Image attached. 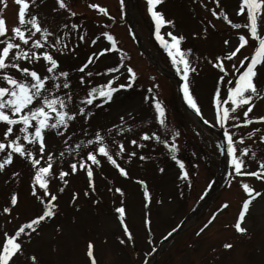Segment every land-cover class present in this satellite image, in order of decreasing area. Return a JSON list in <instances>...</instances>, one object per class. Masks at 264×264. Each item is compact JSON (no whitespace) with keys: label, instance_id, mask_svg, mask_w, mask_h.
Masks as SVG:
<instances>
[{"label":"rangeland","instance_id":"obj_1","mask_svg":"<svg viewBox=\"0 0 264 264\" xmlns=\"http://www.w3.org/2000/svg\"><path fill=\"white\" fill-rule=\"evenodd\" d=\"M93 2L106 7L111 18L90 9L88 4ZM6 4L3 15L10 29L17 22L18 6L14 0H6ZM37 4L38 7L32 10L39 12L42 19L47 17L46 22L51 23L55 0H43L42 3L37 0ZM71 6L78 14L71 18L72 22L81 27L71 34V42L66 41L70 48L76 45L74 52L65 53L59 59L61 68L69 70L73 92L84 95L75 87L81 73L73 70L78 69L89 55L111 47L110 42L101 36L104 31L113 35L117 48L95 56L85 74L93 73V86L104 85L115 76L113 86L129 83L131 87L119 89L113 94L114 99L104 104H99L97 99L94 105L98 107L84 105L92 115L87 121L78 118L67 130L70 133L69 147L85 139L81 129L88 133L87 138H91L97 128L104 134L115 125L108 135L111 139L123 140L126 151L135 152L136 156L131 161L126 156L117 158L128 172L127 177L100 158L101 166H93L96 193H90L89 197L83 195V190L88 187L85 171L78 170L66 177L69 183L58 195L59 212L51 221L39 225L30 241L26 236L22 237L24 254H17L12 264H30L27 257L32 254L37 256L40 264H90L86 255L89 241L93 243L96 264H264V181L251 176L229 175L232 165L226 155L224 128L215 121L212 103L215 89L219 87L222 92L227 89L235 73L246 66L247 61L241 65L239 60L252 53L257 44L243 27L233 29L221 17L211 14L212 9L219 11L223 8L234 23H246L245 16L236 15L239 0H220L219 7L213 0H163L156 5V10L162 11L165 19L174 22L159 29L164 39L170 41L169 31L183 35L185 39L181 41V47L191 49L188 57L198 71L190 74V86L203 120L208 123L194 116L180 101L182 78L156 38L155 22L147 11V0H125L123 14L119 0H72ZM237 33L245 34L248 44L236 57L223 61L230 74L225 81L218 82V76L223 73L213 68L209 61L216 56L227 57L238 44ZM261 34H264V26ZM79 35L84 36L83 41L78 40ZM93 39L95 44L91 43ZM225 40L229 43L225 44ZM126 66L132 67L136 73L132 81L128 80ZM257 67L258 78L254 83L262 88L264 68ZM108 68L117 71L106 72ZM150 88L166 107L168 136L162 138H169L173 129L180 132L175 138L178 150L172 154L183 161L184 170L189 173L187 178L180 176V167L172 160L165 145L140 139L144 131L161 133L154 119ZM74 104L79 105V99H75ZM255 114H264V97L255 103L252 115ZM236 115L242 117V112L237 110ZM120 128L125 131L118 134ZM252 128L261 129V132L251 138L245 136L244 143L237 144L238 148L251 145L250 151L255 153V156L245 158L249 171L255 170L258 161L264 160V143L257 138L264 134V124L253 122L250 126L228 129L244 135ZM133 139L144 147L129 143ZM47 150L56 156L54 168L57 170L61 167L68 170L72 159L77 158L76 153L83 154L82 148L71 155L65 151L64 159L60 160L58 153L64 150L61 139L51 132L48 133ZM142 153L149 159L140 160ZM161 168L163 172L159 171ZM12 171L20 173L18 180L11 177ZM31 175L30 164L16 155L13 163L0 172V242L3 232L11 234L26 219L41 211L40 204L31 195ZM141 179L149 189L147 200L139 184ZM244 183L261 192V196L250 202L242 222L247 233L240 234L234 224L242 202L248 196L242 187ZM60 186L58 177L50 181V191L56 192ZM115 187H120L123 195L116 193ZM12 191L18 193V204L12 207L10 215L4 214L2 208L9 203ZM73 191L79 193L75 202L71 201ZM224 202L227 207L217 212ZM197 204L199 207L195 213L176 228V224ZM120 206L124 207L123 221L132 233L131 241L125 236L121 217L116 212ZM173 229L177 231L171 237L159 242ZM224 243H230L232 247L224 249Z\"/></svg>","mask_w":264,"mask_h":264},{"label":"snow or ice","instance_id":"obj_2","mask_svg":"<svg viewBox=\"0 0 264 264\" xmlns=\"http://www.w3.org/2000/svg\"><path fill=\"white\" fill-rule=\"evenodd\" d=\"M42 3L43 0H40ZM163 0H147V11L155 22L156 38L160 41L176 73L182 78L180 85L182 97L186 105L194 113L203 119L201 108L198 105L197 98L192 92L189 76L198 71L196 65L189 59L188 53L191 49L184 50L181 47V41L185 39L183 35H174L171 31L167 33L170 41L164 39L159 29L162 25H173L171 19H165L162 11L156 10ZM219 7L220 0H213ZM18 6L17 22L9 29L6 19L3 15V8L7 6L6 0H0V172L5 170V166L11 165L14 161V155L23 158L30 164L32 175L30 177L31 195L40 204L41 211L26 219L14 231L3 232V240L0 242V264H12L13 258L24 254L23 239L27 237L31 240V235L38 231V226L45 221H51L59 212L58 195L64 191L69 181L66 177L76 174L78 170L86 173L88 187L83 190V195L89 197L90 193L95 194L94 170L93 166L99 168L101 159H105L119 172L120 175L127 177L128 172L121 166L117 158L131 161L135 152H127L123 140L111 139L108 135L116 126L112 125L104 134L97 128L92 133L91 138H87L88 133L81 129L85 139L82 142L69 147L70 133L67 131L70 126H74L78 118L87 121L92 115L84 105H94V101L99 100V104H104L114 99V93L119 89L129 88L131 84H118L113 86L116 79L113 76L104 85L93 86L91 77L93 73H86L85 69L92 62L95 56L103 54L105 51H112L117 48L116 41L112 34L107 31L101 33V36L111 42L108 49H100L99 52L89 55L84 63L78 69L81 75L78 77L75 87L84 92L80 95L73 92V81L70 78L69 70L61 68L59 56L65 53L74 52L76 45L70 48L66 41L71 42V34L81 27L80 24L72 22L73 17L78 14L71 6L72 0H55V7L51 9L52 21L47 23V17L41 18L39 12L33 11L38 7L37 0H14ZM120 8L125 7V0H119ZM88 7L96 10L99 14L109 17L108 9L99 3H89ZM264 0H239L237 16H245L246 23H234L223 8L212 9L211 14L214 17H221L233 29L244 28L248 36L253 38L257 44L253 52L239 60V64L246 66L235 73L233 81L225 91L217 87L212 96V103L215 106V121L224 128L223 138L226 141V155L229 158V164L232 165V174L240 176H251L264 181V160L258 161L255 170H247L246 157L255 156L250 151L251 145L238 148L237 144H243L245 136L251 138L260 133L261 129L252 128L250 132L244 135L238 132L229 131V128H239L241 125L250 126L253 122L264 124V114L252 115L254 105L264 97V87L258 88L254 80L258 78V67L264 68V34H261V27L264 26ZM211 24V21H208ZM195 35V33H193ZM238 44L228 53L227 57L216 56L209 61L213 68L219 69L223 75H219L217 80L225 81L230 74L224 64V60H231L236 57L238 52L248 44V38L243 33H237ZM79 41L84 40L83 35L78 36ZM91 43L95 44L93 39ZM225 44L229 41L225 40ZM43 61V64L40 62ZM128 80H134L136 73L132 67L126 66ZM106 72H115L116 68L105 69ZM152 93V89L148 90ZM79 99V105L74 104V100ZM145 99H149L145 96ZM151 103L154 108V119L157 122L161 133L156 131H144L140 134V139L145 141L155 140L165 145L170 154L177 152L176 137L180 136L178 130L173 129L169 138L168 125L166 123V107L156 99L155 93H152ZM237 110L242 112V117L236 115ZM123 121V118H121ZM237 121V123H230ZM208 123V121H204ZM124 128L118 130V134L124 132ZM61 139V145L64 149L58 153L60 160L64 159L65 151L70 155L76 150H83V154L76 153L77 158H73L68 166V170L63 167L58 170L54 168L56 156L53 151H48V133ZM258 140L264 143V134L258 135ZM129 143L138 148L144 147L137 140H130ZM91 149V150H88ZM172 160L180 167V176L187 178L189 173L184 170L183 161L179 160L175 154L171 155ZM140 160L149 159L145 154H141ZM163 172V168L159 169ZM55 173V175H54ZM103 175V172L100 173ZM11 177L17 180L20 177L18 171H12ZM61 186L56 192L50 191V181L57 178ZM7 183V181H5ZM143 187V196L147 200L150 197L148 186L144 180H139ZM244 191L248 193L246 199L242 202V208L234 224L235 230L240 234H246L247 228L242 226L245 220L246 212L249 209L250 202L261 196V192L255 191L247 183L242 185ZM112 191V189H109ZM114 191L123 195L120 187H115ZM79 196L76 191L72 192L71 201L75 202ZM96 203V200L92 201ZM18 204V193L12 191L9 203L2 208V213L9 214L13 206ZM227 207L224 202L217 209V212ZM116 212L121 217V225L125 236L129 241L132 240V233L123 217L125 215L124 207L116 208ZM59 230V226H57ZM2 231V228H0ZM124 243V240L120 241ZM224 249H230V243L222 245ZM94 247L92 241L88 242L86 255L90 264H96L94 257ZM27 259L30 264H40L35 254L29 255Z\"/></svg>","mask_w":264,"mask_h":264}]
</instances>
